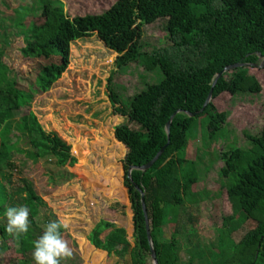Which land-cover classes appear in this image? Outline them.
Segmentation results:
<instances>
[{
  "label": "trees",
  "instance_id": "trees-1",
  "mask_svg": "<svg viewBox=\"0 0 264 264\" xmlns=\"http://www.w3.org/2000/svg\"><path fill=\"white\" fill-rule=\"evenodd\" d=\"M37 1L41 14L29 23L24 22L25 11L31 10L23 7L15 10L16 26L27 35L21 50L23 57L45 61L39 65L33 82L28 83L30 90L47 92L67 70L72 43L94 34L118 54V69L139 61L149 71L161 70L163 80L136 94L129 105L122 103L112 78L109 79L108 91L115 113L128 119L115 128L117 141L111 139V144L116 152L128 149L122 170L134 213L132 264H153L142 193L158 263L177 264L178 232L169 240H162L158 230L163 226L167 208L184 205L197 182L191 175H182L187 161L178 154L186 149L197 118L207 117L208 138H214L225 128L228 116L217 111L213 99L223 93L232 96L261 93L262 87L248 74L247 64L257 63L260 55L264 57V0H118L102 14L75 18L67 16L61 3ZM162 19L166 20L169 45L152 52L144 51L142 28ZM9 30V26L0 24V36ZM2 56L0 52V169L4 165L14 167L8 158L14 151H20L22 142L30 147V157L35 161L54 159L57 167L73 169L77 160L71 154V147L56 133L46 132L33 112L14 119L17 111L30 104L32 96L16 80L10 79ZM238 63L246 65L224 73L213 86L217 74ZM210 92L212 101L199 113ZM178 111L181 113L173 118L168 135L166 125ZM194 113L195 117L189 116ZM13 131H16L14 142ZM248 138L250 149L233 147L222 153L225 166L220 175L226 179L233 213L223 218L218 244L208 248L207 255L199 256L208 264H264V129L259 136ZM166 145L164 153L148 171L134 170L129 177L131 167L148 164ZM80 151L76 146L75 152L79 155ZM87 157L88 153L82 154L80 159L88 163ZM107 169L108 184L117 188L119 175L113 168ZM101 171L104 168L94 172ZM5 182L12 183L10 179ZM21 182L22 186L12 190L0 181V219L6 218L4 213L9 206L19 204L29 208L26 234L9 235L6 223L0 222V256L13 249L22 258L9 260L8 264L26 263L29 253L34 251V241L43 234L35 222L43 201L31 182L26 179ZM238 210L256 223L253 230L240 238H236L243 226L237 219ZM60 232L63 235L65 229L61 228ZM90 241L107 251L130 244L125 229L108 221L94 228Z\"/></svg>",
  "mask_w": 264,
  "mask_h": 264
},
{
  "label": "rangeland",
  "instance_id": "rangeland-1",
  "mask_svg": "<svg viewBox=\"0 0 264 264\" xmlns=\"http://www.w3.org/2000/svg\"><path fill=\"white\" fill-rule=\"evenodd\" d=\"M51 1L53 5L63 4L67 16L75 18L102 14L118 0ZM22 7L31 10L25 11V23L41 14L37 0H0V24L10 27L5 36H0L2 62L9 68L10 79L16 80L32 96L30 104L17 111L14 119L33 112L46 132L56 133L71 147V154L77 163L69 169L57 167L54 159L35 161L30 157V147L22 142L20 151H14L8 158L14 167L4 165L0 169V181L12 190L22 186L23 179L33 184L43 201L40 214L35 219L43 232L50 221L66 220L68 228L62 237L72 248L73 255L69 259H61L60 264H132L134 213L122 170L128 150L116 152L111 144V139L117 141L115 128L127 123L128 119L115 113L108 91L109 79L112 78L122 103L129 105L136 94L151 84L161 82L164 76L159 68L149 71L139 61L118 69V54L94 34L72 43L67 70L47 92L30 90L28 83L33 82L39 65L45 61L24 58L21 53L27 35L16 26L18 15L15 10ZM165 26L166 20L162 19L142 28L144 51L152 52L169 45ZM263 61L261 58L255 63L257 66H247L248 74L259 81L261 93H240L236 96L223 93L213 99L217 111L228 116L225 128L214 138H208L207 117L197 118L188 135L186 149L178 154L180 159L187 161L182 175H191L197 178V182L191 187L184 205L167 208L163 226L158 230L162 240H169L175 231L178 232L177 264H208L205 258L199 256L207 255L210 252L208 248L218 244L223 218L233 213L225 188L226 179L220 175L225 166L222 153L233 147L250 149L248 136H259L264 129ZM15 135L16 131H13V142ZM76 146L81 148L79 155L75 152ZM86 153L87 164L80 159ZM110 167L119 175L117 188H112L106 180L107 168ZM101 168H104L101 173L94 172ZM8 179L11 185L5 182ZM237 219L243 226L236 238L256 227V223L245 218L240 210ZM102 221L125 229L129 246L117 245L107 251L93 245L90 235ZM0 222L7 224L6 218L0 219ZM32 253L22 264H36ZM13 259L22 258L12 249L0 256V264H8Z\"/></svg>",
  "mask_w": 264,
  "mask_h": 264
},
{
  "label": "clouds",
  "instance_id": "clouds-1",
  "mask_svg": "<svg viewBox=\"0 0 264 264\" xmlns=\"http://www.w3.org/2000/svg\"><path fill=\"white\" fill-rule=\"evenodd\" d=\"M9 235L26 234L29 230V208L27 206H9L4 213ZM68 228L66 220L50 221L43 234L34 241L32 253L36 264H60L61 259H69L73 255L72 248L62 237L60 229Z\"/></svg>",
  "mask_w": 264,
  "mask_h": 264
},
{
  "label": "water",
  "instance_id": "water-1",
  "mask_svg": "<svg viewBox=\"0 0 264 264\" xmlns=\"http://www.w3.org/2000/svg\"><path fill=\"white\" fill-rule=\"evenodd\" d=\"M264 59V57H262L261 55H260V59ZM259 59V60H260ZM244 65H246V64H240V63H238V64H234V65H231V66H228V67H226L222 72H220L219 74H217V76H216V79H215V81H214V83H213V86H215V84H216V82H217V80H218V78L219 77H221L224 73H227V72H229V71H232V70H235V69H237V68H239V67H242V66H244ZM247 65H249L250 66V64H247ZM252 66H257V64H251ZM261 66L263 67L264 66V61H263V63L261 64ZM212 101V92H210V94H209V96H208V98H207V101H206V103H205V105H204V107L202 108V110L199 112V113H201V112H203V110L206 108V106L210 103ZM178 113H181L180 111H178L177 113H175L171 118H170V120H169V122L167 123V125H166V132H167V134L169 135V133H170V126H171V123H172V120H173V118L175 117V115H177ZM197 114L196 113H194V114H189V116L190 117H195ZM167 146L168 145H166V146H164L159 152H158V154L148 163V164H146V165H144V166H141V167H131L130 169H129V177H131V175H132V172L134 171V170H138V171H142V172H146V171H148L157 161H158V159L160 158V156L164 153V151L166 150V148H167ZM128 150V149H127ZM137 189H139L138 187H136ZM142 206H143V210H144V215H145V219H146V228H147V236H148V240H149V244H150V247H151V255H152V260H153V264H159L158 263V260H157V258H156V251H155V249H154V245H153V240H152V236H151V230H150V224H149V219H148V214H147V209H146V204H145V196H144V193H142Z\"/></svg>",
  "mask_w": 264,
  "mask_h": 264
},
{
  "label": "bare ground",
  "instance_id": "bare-ground-1",
  "mask_svg": "<svg viewBox=\"0 0 264 264\" xmlns=\"http://www.w3.org/2000/svg\"><path fill=\"white\" fill-rule=\"evenodd\" d=\"M87 164V162H85Z\"/></svg>",
  "mask_w": 264,
  "mask_h": 264
}]
</instances>
